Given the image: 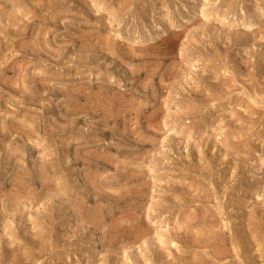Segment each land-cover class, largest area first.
I'll list each match as a JSON object with an SVG mask.
<instances>
[{"label":"rangeland","instance_id":"1","mask_svg":"<svg viewBox=\"0 0 264 264\" xmlns=\"http://www.w3.org/2000/svg\"><path fill=\"white\" fill-rule=\"evenodd\" d=\"M0 264H264V0H0Z\"/></svg>","mask_w":264,"mask_h":264},{"label":"bare ground","instance_id":"2","mask_svg":"<svg viewBox=\"0 0 264 264\" xmlns=\"http://www.w3.org/2000/svg\"><path fill=\"white\" fill-rule=\"evenodd\" d=\"M222 239V238H221Z\"/></svg>","mask_w":264,"mask_h":264}]
</instances>
